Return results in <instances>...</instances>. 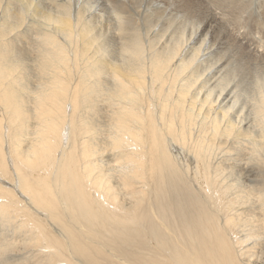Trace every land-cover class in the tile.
<instances>
[{
  "label": "bare ground",
  "instance_id": "6f19581e",
  "mask_svg": "<svg viewBox=\"0 0 264 264\" xmlns=\"http://www.w3.org/2000/svg\"><path fill=\"white\" fill-rule=\"evenodd\" d=\"M136 1L0 0V264H264V0Z\"/></svg>",
  "mask_w": 264,
  "mask_h": 264
},
{
  "label": "rangeland",
  "instance_id": "374dc122",
  "mask_svg": "<svg viewBox=\"0 0 264 264\" xmlns=\"http://www.w3.org/2000/svg\"><path fill=\"white\" fill-rule=\"evenodd\" d=\"M130 2H128V4L130 5V7H135V5H134V3L133 2H131L132 0H129ZM154 1V2H153ZM155 3V2H158V3H161V4H163L164 2L162 1V0H139V1H136V3H138V4H140L141 5V7H143V8H146L147 7V3ZM163 2V3H162ZM199 2H201V3H205L206 5H209V2H210V0H203V1H199ZM134 5V6H133ZM254 8H255V5H254ZM259 10V9H258ZM258 10H251V12H253V11H257V12H259ZM109 11H107V13H106V16L107 17H109ZM160 16V13H159V11H157L155 8H152V13H151V15L149 16V18L150 19H157L158 17ZM28 37H33V34H28ZM225 40H226V37H225V35L223 34L222 35V42H225ZM227 50H229V51H227ZM26 51L28 52V53H32L33 51H35V49H34V46L32 45V43L30 42V44H28V46H27V48H26ZM223 51L226 53H230V54H232L233 55V53H235L237 50L235 49V48H231V49H229L228 47H227V44L225 45V46H223ZM244 64V63H243ZM245 64H247L246 66H245ZM244 65H240L238 68H240L239 70H241V72H239V76L240 77H242L243 79H245V77L246 78H250V77H253L254 75H255V73L257 72V69H255V68H253L252 67V65H250L249 63H245ZM242 67H245V68H242ZM252 70V71H251ZM260 71V73H262V70H259ZM243 72H247V73H243ZM255 72V73H254ZM242 73H243V76H241L242 75ZM252 75V76H251ZM261 76H264V73H262L261 74ZM35 82H36V80H34ZM248 90H251L250 92H251V94L252 93H254V91H253V89H251L250 87H248Z\"/></svg>",
  "mask_w": 264,
  "mask_h": 264
}]
</instances>
